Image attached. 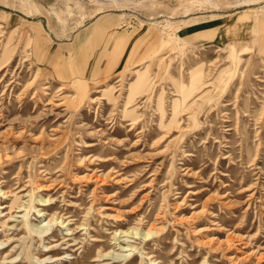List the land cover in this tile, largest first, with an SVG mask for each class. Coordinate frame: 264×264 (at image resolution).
Segmentation results:
<instances>
[{
	"label": "rangeland",
	"instance_id": "rangeland-1",
	"mask_svg": "<svg viewBox=\"0 0 264 264\" xmlns=\"http://www.w3.org/2000/svg\"><path fill=\"white\" fill-rule=\"evenodd\" d=\"M0 264H264V0H0Z\"/></svg>",
	"mask_w": 264,
	"mask_h": 264
},
{
	"label": "crops",
	"instance_id": "crops-1",
	"mask_svg": "<svg viewBox=\"0 0 264 264\" xmlns=\"http://www.w3.org/2000/svg\"><path fill=\"white\" fill-rule=\"evenodd\" d=\"M50 56H47L46 58V61H49V60H51V59H53V57H52V55H51V57L49 58ZM87 65V63H84V65H83V69H84V67ZM57 69V68H56ZM89 69L87 68L85 71H88ZM81 71V70H80ZM83 72H84V70H83Z\"/></svg>",
	"mask_w": 264,
	"mask_h": 264
},
{
	"label": "bare ground",
	"instance_id": "bare-ground-1",
	"mask_svg": "<svg viewBox=\"0 0 264 264\" xmlns=\"http://www.w3.org/2000/svg\"><path fill=\"white\" fill-rule=\"evenodd\" d=\"M138 78H140V77H138ZM134 234L136 235L137 233H134ZM149 234H150V233H145L143 236H144V237H147Z\"/></svg>",
	"mask_w": 264,
	"mask_h": 264
}]
</instances>
